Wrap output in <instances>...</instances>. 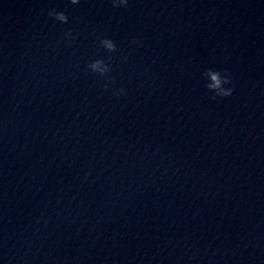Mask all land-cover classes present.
<instances>
[{
  "label": "water",
  "instance_id": "water-1",
  "mask_svg": "<svg viewBox=\"0 0 264 264\" xmlns=\"http://www.w3.org/2000/svg\"><path fill=\"white\" fill-rule=\"evenodd\" d=\"M0 264H264V0H0Z\"/></svg>",
  "mask_w": 264,
  "mask_h": 264
},
{
  "label": "clouds",
  "instance_id": "clouds-1",
  "mask_svg": "<svg viewBox=\"0 0 264 264\" xmlns=\"http://www.w3.org/2000/svg\"><path fill=\"white\" fill-rule=\"evenodd\" d=\"M68 3L72 6H76L80 3V0H68ZM113 8H127L129 6V0H111ZM48 17L56 24H67L68 17L64 12L51 9L47 13ZM77 39V36L72 33L71 30L66 31L63 34L64 42L71 46ZM138 40H133L132 44L139 45ZM98 48L102 49L106 54H113L117 51L116 43L113 39L104 37L98 39ZM86 70L89 73L94 74L96 77L104 81L101 85L103 91H109L110 86H114L117 83L116 77L110 75L112 72L111 56L107 59L101 57L91 60L86 64ZM202 87L206 94L209 95L211 100L224 99L230 97L233 93V86L231 75L226 69H217L213 67H206L201 71ZM113 95L119 99L120 97L127 95V89L125 87L116 88ZM85 180L88 179L86 175ZM41 223V218H37L36 224ZM47 223V221H44Z\"/></svg>",
  "mask_w": 264,
  "mask_h": 264
}]
</instances>
